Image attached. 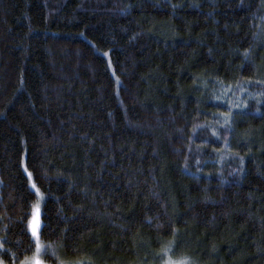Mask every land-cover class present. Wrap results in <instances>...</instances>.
<instances>
[{
	"label": "trees",
	"instance_id": "1",
	"mask_svg": "<svg viewBox=\"0 0 264 264\" xmlns=\"http://www.w3.org/2000/svg\"><path fill=\"white\" fill-rule=\"evenodd\" d=\"M264 264V0H0V263Z\"/></svg>",
	"mask_w": 264,
	"mask_h": 264
},
{
	"label": "rangeland",
	"instance_id": "2",
	"mask_svg": "<svg viewBox=\"0 0 264 264\" xmlns=\"http://www.w3.org/2000/svg\"><path fill=\"white\" fill-rule=\"evenodd\" d=\"M28 179H29V187L31 191L35 194V202L31 207L30 213H29V218H28V233L31 237L32 243L34 245V249L32 254L24 260L23 263L21 264H26V262L30 261L33 256L37 254V244L40 246V253H39V258L42 261V264H48L44 261V256L46 253L49 251L48 247L44 245L41 240H40V229H41V207H42V202H43V196L40 194V192L37 190V188L34 186L29 174H26ZM39 193L40 195H37ZM38 220L39 222V227L37 228V238H34L32 235V231L30 229V223L33 222V220ZM1 264V263H0Z\"/></svg>",
	"mask_w": 264,
	"mask_h": 264
},
{
	"label": "snow or ice",
	"instance_id": "3",
	"mask_svg": "<svg viewBox=\"0 0 264 264\" xmlns=\"http://www.w3.org/2000/svg\"><path fill=\"white\" fill-rule=\"evenodd\" d=\"M37 195H40L39 193H37ZM39 227V222L38 220H33V222L30 223V229L32 231V235L34 238H37V228ZM40 246L39 244H37V254L35 256L32 257V259L28 262H26V264H42V261L39 258V253H40ZM165 264H182V262H173V261H165Z\"/></svg>",
	"mask_w": 264,
	"mask_h": 264
}]
</instances>
